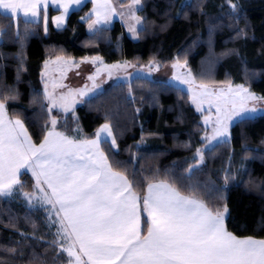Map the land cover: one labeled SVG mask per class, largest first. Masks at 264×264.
Returning <instances> with one entry per match:
<instances>
[{"label":"trees","instance_id":"trees-1","mask_svg":"<svg viewBox=\"0 0 264 264\" xmlns=\"http://www.w3.org/2000/svg\"><path fill=\"white\" fill-rule=\"evenodd\" d=\"M183 1L142 0L144 27L138 38L120 20L91 33L84 20L90 3L72 11L61 29L52 22L20 18L16 23L0 13V97H15L6 100L8 114L23 121L36 144L53 117L63 132L75 130L69 116L47 110L42 72L45 62L57 57L100 56L109 64L181 59L203 80L248 83L264 97V0ZM75 112L87 137L111 126L117 148L103 141V151L138 195L146 194L148 183L165 180L212 209L226 205V227L234 235L264 239V115L236 122L230 140L215 145L203 166L190 171L204 143V125L180 87L137 77L91 97ZM20 180L23 191L35 192L31 174ZM35 207L23 197L0 195V264L69 260L59 249L49 208Z\"/></svg>","mask_w":264,"mask_h":264},{"label":"snow or ice","instance_id":"snow-or-ice-1","mask_svg":"<svg viewBox=\"0 0 264 264\" xmlns=\"http://www.w3.org/2000/svg\"><path fill=\"white\" fill-rule=\"evenodd\" d=\"M83 0H0V13L8 18L19 15L38 17L40 9L49 3L63 7L64 15L55 18L59 27L73 4ZM96 5L90 14L89 29L106 24L112 16H124L117 11L113 0H92ZM141 0H131L128 17L140 23L133 7ZM236 7L235 4L232 5ZM45 22L47 17L45 15ZM135 33V28L130 26ZM59 60L60 58L57 57ZM100 57H94L93 62ZM71 66V61H65ZM103 62L101 61V64ZM47 67V65H46ZM105 69L126 65H104ZM100 69H97L99 74ZM63 75V74H62ZM183 83L195 85L194 78ZM179 79V77H177ZM94 80L93 76L88 77ZM48 91L45 97L47 109H59L67 113L74 109L76 97L88 90L69 89L56 94ZM95 83L93 88H95ZM193 91V103L202 111L208 103L218 113L210 140L226 137L233 117L244 118L255 113L248 107L256 97L243 85L218 92L205 83ZM15 97H0V195H11L13 186L20 184L21 169L30 170L35 177L38 199L50 206L58 224L60 251L70 258L67 264H264V239L240 238L225 226L227 206L212 209L195 195H184L165 180L147 184L146 194L138 195L129 178L114 170L101 148L105 137H112V130L104 124L93 139H76L56 130L57 120L51 119V128L39 145L33 143L19 119H9L6 100ZM208 123V118H205ZM111 143L115 145V138ZM203 161V155L200 154ZM31 198L35 194L25 193ZM141 209L146 214L142 234Z\"/></svg>","mask_w":264,"mask_h":264},{"label":"rangeland","instance_id":"rangeland-1","mask_svg":"<svg viewBox=\"0 0 264 264\" xmlns=\"http://www.w3.org/2000/svg\"><path fill=\"white\" fill-rule=\"evenodd\" d=\"M192 0H184L183 5L190 3ZM87 3L91 4V9L87 15V17L84 19L87 21L88 29H89V23L90 19H95V16L92 15L91 18L90 14L93 11L94 3L92 0H87L85 3L82 5L78 6L75 10H78L82 7H84ZM113 4L116 7L117 11L120 13H124V16L121 17L120 15H115L112 16L108 23L106 24H99L95 25V31L102 27H109L114 24L115 18L116 20L119 19L121 22H123L126 26V29L130 33V36L133 38H138L140 30L143 29L144 27V18L140 13V10L142 8V0L139 5H136L133 7V11L136 16L140 17V23H136L135 20H132L128 17L127 13L129 11V8L131 7V0H113ZM236 8V7H235ZM73 10V11H75ZM3 15H6L2 13ZM61 11L60 10H54V9H49V8H42L40 9V15L36 17L37 19H29L32 18L31 15L24 17L23 15H19L17 18H14V21L17 23L18 19L22 18L23 20L27 22H33V23H38V22H43L46 26L51 22L47 20H41L42 18L45 17V15H58L60 16ZM35 18V17H34ZM41 18V19H40ZM130 26L135 28V33L130 31ZM91 33H94L95 31H92L89 29ZM4 32V29H0V42L2 40V33ZM94 57H100V56H92V57H85L82 59H76V58H66V57H59L60 59L58 60L57 58H51L45 62L44 69L42 72V78L44 82V91H45V83L47 82L48 84V91H53L52 89V82L55 81L58 84L64 85L65 87H57L55 89L56 94L60 93H66L69 89L72 90H78V89H83L85 85H87L88 90L83 96H77L76 101L77 103L74 105V109L72 111H69L67 113L62 112L63 116H69L72 120V122L75 123V130L74 131H79L82 129L80 123H78V116L75 112V109L78 105H82L85 101L90 99L91 97H94L100 93H102L104 90L107 88L120 84V83H129L133 81L137 77H144V78H150L153 80H159L163 82H167L169 84H172L174 86L180 87L181 89L187 91L190 95V100L191 104L194 106L195 110L201 114L202 116V122L204 125V134H203V145L199 147V149L195 153V159L196 162L189 168L190 171H194L196 169H200L203 164L205 163V157L206 153L212 149L215 145L221 142L229 141L231 138V127L238 121H241L242 119L240 117H233V120L231 121L229 125V134L226 137H218L215 140H210V138L213 135V128L215 127V121L217 118L218 113L216 112L215 107H210L208 103L202 104V111L197 110L196 104L193 103V91L196 90L198 91V86L201 83H205L209 86L210 89L218 92L220 89H226L228 84L230 83L233 87L237 85H243L245 88L248 89V91L252 94H254L256 97H261L259 94L254 92L251 87L249 86L248 83H234L231 80H226L224 82H215V81H206L200 78V75H198L193 69L188 65L187 61L181 60V59H176L173 62L170 63H161L159 61L153 60L149 61L148 63H139L135 61H122L118 63H112L109 64L105 62L101 57L99 61L93 62ZM65 61H71V66L65 65ZM101 61L103 62L101 64ZM47 65V67H46ZM104 65H126V67H120V68H113L111 70V76L109 75V69H105L103 66ZM100 69L99 74H97V69ZM191 74V78H194L195 80V85H191L188 83H183V80L189 79L188 74ZM63 74V75H62ZM93 76L94 80H89L88 77ZM179 77V79L177 78ZM95 83L96 87L93 88V84ZM248 107H255L257 111L255 113H249L245 114L243 119L246 118H255L259 117L261 115H264V100H250L248 101ZM53 110H58L59 109H52ZM61 112V111H60ZM208 118V123H205V118ZM57 119V128L58 130L62 131L59 128V123L60 120L58 117ZM109 125V124H108ZM110 126V125H109ZM102 127V126H101ZM100 127V128H101ZM51 128V126H50ZM111 128V126H110ZM99 130V129H98ZM112 130V128H111ZM113 132V130H112ZM106 136V134H102ZM114 133H113V136ZM112 137H105L104 141H109L111 143ZM103 143V142H102ZM112 144V143H111ZM112 146L116 149V140H115V145L112 144ZM200 154L203 155V161L200 159ZM21 184V182H20ZM19 184L15 185L12 190L11 195H3V196H11V197H16L20 196L23 197V201L27 204V206L31 208H36L35 206H41V202L39 201L38 197L40 193L35 189V196H32L31 198L25 196V191L22 190L21 186ZM198 185V184H196ZM33 193H29L30 196ZM43 207V205H42ZM44 207L49 208V215H52V217H49L50 225L54 226L56 229V236L58 243L61 241L59 240L58 236V224L53 223L54 220H56V217L53 215V213L50 210V206L46 205ZM142 210V209H141ZM143 212V210H142ZM144 216V213H143ZM60 249V248H59ZM65 253V252H64ZM67 255V253L65 254ZM69 258V257H68ZM70 259V258H69ZM68 262V261H67ZM61 264H67L65 262H62Z\"/></svg>","mask_w":264,"mask_h":264},{"label":"crops","instance_id":"crops-1","mask_svg":"<svg viewBox=\"0 0 264 264\" xmlns=\"http://www.w3.org/2000/svg\"><path fill=\"white\" fill-rule=\"evenodd\" d=\"M87 0H83V2L81 3V4H79V5H76V4H73L72 5V7H70L69 8V10H68V13H67V16H66V18L64 19V22L58 27L57 26V23H56V20H55V18L56 17H58V15H53V16H50V15H47L46 17H47V20H49V21H51L52 22V24L55 26V28H57V29H61V28H64L65 26H66V24H67V20H68V17H69V15H70V13L73 11V10H75L78 6H80V5H82L83 3H85ZM94 6H96L95 4H94ZM47 8H49V9H54V10H60L61 11V14H60V16H63L64 15V10H63V7H58V6H56L55 4H53V3H49V5L47 6ZM42 9V8H41ZM29 19H32V20H34V19H37L36 17L34 18V17H32V18H29ZM41 19V18H40ZM45 20V18H42L41 20ZM46 20V21H47ZM117 20H119V19H117ZM115 21H116V18H115ZM114 21V22H115ZM48 22V21H47ZM123 23V22H122ZM124 24V23H123ZM125 25V24H124ZM126 27V26H125ZM128 31V30H127ZM129 33V32H128ZM130 34V33H129ZM7 114H8V112H7ZM8 118L9 119H13V120H15V119H17V118H12L9 114H8ZM20 120V119H19ZM22 121V120H21ZM22 123H23V121H22ZM23 125H24V127L26 128V130H27V132H28V135L31 137V135H30V133H29V131H28V129H27V127L25 126V124L23 123ZM100 129V128H99ZM56 130L57 131H60V130H58V128L56 127ZM60 132H63V131H60ZM97 132H98V130H97ZM96 132V133H97ZM65 133V132H64ZM66 135H68V136H70V137H73V138H76V139H82V138H87V139H93V138H95V135L93 136V137H87L84 133H83V130L81 129V130H79V131H73L71 134H67V133H65ZM103 137H106V136H104V135H102ZM112 136H113V132H112ZM31 139H32V137H31ZM105 139H102V141H101V148H102V142L104 141ZM32 141H33V139H32ZM33 143H35L34 141H33ZM36 144V143H35ZM37 145H39V144H37ZM102 150H103V148H102ZM105 153V152H104ZM106 155V154H105ZM107 156V155H106ZM109 160V159H108ZM110 163V162H109ZM25 172H27V173H29V174H31V171L30 170H25V169H21V174H20V177H19V179H21V176L25 173ZM31 176H32V174H31ZM33 177V176H32ZM34 178V180H35V177H33ZM21 181V180H20ZM35 183H36V181H35ZM15 186V185H14ZM13 186V187H14ZM42 204V203H41ZM43 205V207L45 206V204H42ZM41 205V206H42ZM225 219H226V217H225ZM144 219H143V212H142V210H141V222H142V234H143V226H144V221H143ZM225 226H226V220H225ZM227 228V227H226ZM255 239H257V238H255Z\"/></svg>","mask_w":264,"mask_h":264}]
</instances>
